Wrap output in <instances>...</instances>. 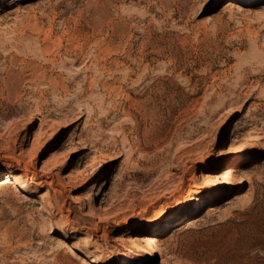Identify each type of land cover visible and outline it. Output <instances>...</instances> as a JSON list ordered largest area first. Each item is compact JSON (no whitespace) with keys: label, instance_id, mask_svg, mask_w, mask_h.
Instances as JSON below:
<instances>
[{"label":"rangeland","instance_id":"obj_1","mask_svg":"<svg viewBox=\"0 0 264 264\" xmlns=\"http://www.w3.org/2000/svg\"><path fill=\"white\" fill-rule=\"evenodd\" d=\"M0 264H264V0H0Z\"/></svg>","mask_w":264,"mask_h":264},{"label":"bare ground","instance_id":"obj_2","mask_svg":"<svg viewBox=\"0 0 264 264\" xmlns=\"http://www.w3.org/2000/svg\"><path fill=\"white\" fill-rule=\"evenodd\" d=\"M2 183H3V185L4 184H6V185L7 184H11V185H14V186H19V185H21L23 183V177L22 176H11L10 174H8L7 176L3 177V182ZM197 199L198 198L196 196H194L192 201L196 202ZM189 204H190V202L186 204V207L189 206ZM181 210L183 211V208ZM173 214H174L173 212L170 213V215H173ZM143 220L147 224H150V223L153 224L154 222H156V220H150L149 218L143 219ZM143 220H141V222ZM144 222H142V223H144ZM156 223H157V225H161L163 223L162 218L157 220Z\"/></svg>","mask_w":264,"mask_h":264}]
</instances>
